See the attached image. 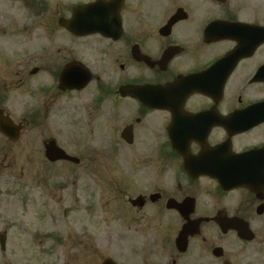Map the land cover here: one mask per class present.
Masks as SVG:
<instances>
[{"label": "flooded vegetation", "instance_id": "obj_1", "mask_svg": "<svg viewBox=\"0 0 264 264\" xmlns=\"http://www.w3.org/2000/svg\"><path fill=\"white\" fill-rule=\"evenodd\" d=\"M0 115L91 173L77 200L143 264H264V0H0Z\"/></svg>", "mask_w": 264, "mask_h": 264}, {"label": "rangeland", "instance_id": "obj_2", "mask_svg": "<svg viewBox=\"0 0 264 264\" xmlns=\"http://www.w3.org/2000/svg\"><path fill=\"white\" fill-rule=\"evenodd\" d=\"M12 95L8 111L22 122L26 105L19 93ZM42 130L35 126L14 142L0 132V235L7 233L8 239L6 251L0 246V264H92L107 254L122 264L150 259L154 241L141 233H125L139 227L126 230L115 221L113 202L103 211H92L77 200L82 181L92 185V175L85 170L77 183L82 166L49 165L37 149ZM81 152L85 159L92 158V151ZM125 152L121 148L117 155ZM122 165L118 171L125 172Z\"/></svg>", "mask_w": 264, "mask_h": 264}, {"label": "water", "instance_id": "obj_3", "mask_svg": "<svg viewBox=\"0 0 264 264\" xmlns=\"http://www.w3.org/2000/svg\"><path fill=\"white\" fill-rule=\"evenodd\" d=\"M20 127L15 124L14 120L10 117L1 116L0 115V131L11 137L12 139H16L19 137L20 134ZM51 151L49 153V157L53 161H57L59 159H72L77 160L76 158L69 156L62 148L56 146L55 143H52ZM3 247L6 244V237L1 235L0 237ZM105 264H115L112 260H108Z\"/></svg>", "mask_w": 264, "mask_h": 264}]
</instances>
